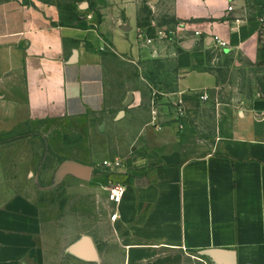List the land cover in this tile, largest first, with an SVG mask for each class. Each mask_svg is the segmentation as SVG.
<instances>
[{
	"label": "crops",
	"instance_id": "0c3cea01",
	"mask_svg": "<svg viewBox=\"0 0 264 264\" xmlns=\"http://www.w3.org/2000/svg\"><path fill=\"white\" fill-rule=\"evenodd\" d=\"M99 1L97 12L44 0L0 3V133L33 120L102 113L105 59L110 49L126 56L120 42L132 21L139 47L150 48L145 60L175 57L180 111L161 110L154 118L145 108L146 91L135 93L125 115L129 125L117 135L139 147L116 156L121 174L102 165L113 147L106 153L99 142L91 154L102 166L95 176L92 168L91 182L112 185L78 189L91 195L92 211L98 212L95 197L104 200V231L91 228L98 261L61 250L55 233L61 225L36 218L35 204L21 199L0 209V264H107L112 258L122 264H264V10H247L241 0H174V16L183 23L164 27L174 36L169 40L157 37L155 20L139 17L135 0ZM214 35L228 47L217 48ZM134 121L135 137L127 131ZM94 134L103 133L97 128ZM120 187L116 203L112 193Z\"/></svg>",
	"mask_w": 264,
	"mask_h": 264
},
{
	"label": "rangeland",
	"instance_id": "374dc122",
	"mask_svg": "<svg viewBox=\"0 0 264 264\" xmlns=\"http://www.w3.org/2000/svg\"><path fill=\"white\" fill-rule=\"evenodd\" d=\"M4 1L6 0H0V3ZM44 1L56 4L65 10L97 12L95 5L99 0ZM117 1L120 2V0ZM135 1L138 3L139 17L155 20L160 30L167 33L166 39L173 40L172 33L164 27L170 24L181 26L183 23L174 16V0ZM241 1L247 4V10L257 12L264 10V0ZM103 2L104 0L99 1L100 4ZM132 23L133 30L127 33L126 42H120V49L128 50V53H125L126 56H120L110 49L105 59L106 88L102 113L88 114L80 118L33 120L20 124L13 130L0 133V209L12 200L24 199L33 202L36 218L61 225L60 228H56L55 233L62 238L60 248L63 251L77 242L79 237L84 235L91 237L92 225L98 224L95 232L104 231L103 198L101 195L98 199L95 197L99 203L98 212L97 209L92 211L91 195L81 194L78 189L112 188L111 184L108 187L106 184H93L91 180L80 181L73 175L58 181L63 162L82 160L84 164L94 169L93 176H95L101 173L102 166L91 160V154L95 152L94 149L99 142L102 143V147L108 148L106 153L110 150V146L115 149L107 156L113 160L116 156H128L130 147H139V144L133 142V139L130 140L128 136L117 135L124 133L129 125L126 121L127 116L119 120L118 115L122 110L131 109L132 106L125 107V102L131 94L146 91L145 108L146 111L150 110L154 118L157 114L160 115L161 110L167 111V114L180 111L173 95L180 78L175 57L164 53L145 60L150 57V48L139 47V42L136 41V23L135 21ZM141 38L139 35V39ZM132 48L143 60L132 58L130 52ZM218 52L219 50H214L213 54L216 55ZM154 108L156 111H153ZM103 124L107 129L105 132L100 131V126ZM97 128L100 133H103L100 134L102 138H96L94 131ZM138 128L139 122L134 121L127 131L135 137L138 134ZM146 137L148 138L149 135ZM106 153H101L98 158L103 159ZM119 169L112 171L107 168L106 170L120 175ZM117 181L120 182L121 178ZM115 182L114 180V184ZM49 229L50 227L46 229V232H51L53 227ZM107 262V264H122V259L112 258Z\"/></svg>",
	"mask_w": 264,
	"mask_h": 264
},
{
	"label": "water",
	"instance_id": "95a60500",
	"mask_svg": "<svg viewBox=\"0 0 264 264\" xmlns=\"http://www.w3.org/2000/svg\"><path fill=\"white\" fill-rule=\"evenodd\" d=\"M193 47V44H187L184 46V48L186 49H191ZM78 54L75 53V57ZM134 102V95L131 94L128 96L127 101L125 102V107H130L132 105V103ZM126 115V111L122 110L119 115H118V119H122L124 118ZM100 131L101 132H105L106 131V126L103 124L100 126ZM68 175H73L76 176L78 178H81L83 180H90L92 175H93V169L91 166L89 165H85L83 163H80L78 161L75 160H66L63 162L60 171H59V176H58V181H62L64 180V178ZM67 251L80 258L83 260H87V261H98L99 260V253H98V249L96 247V244L94 242V240L92 239V237L88 236V235H84L81 237V239H79L77 242H75L74 244H72ZM206 255H208L209 257L212 258H216V254L215 252L212 251H208L206 253Z\"/></svg>",
	"mask_w": 264,
	"mask_h": 264
},
{
	"label": "built area",
	"instance_id": "2783aa9c",
	"mask_svg": "<svg viewBox=\"0 0 264 264\" xmlns=\"http://www.w3.org/2000/svg\"><path fill=\"white\" fill-rule=\"evenodd\" d=\"M233 7H229V10H232ZM167 33L164 31V30H160L158 32V35L157 37L160 38V39H166V35ZM201 32L197 31L196 32V35H200ZM142 39V38H141ZM213 39V42H214V45L217 47V48H227L228 47V42H226L225 40H223L221 37H219L218 35H214L212 37ZM148 42H151V40H148ZM205 98H208L205 97ZM103 165L105 167H107L108 169L110 168L112 171H115L117 169H119L122 165V161L119 160V159H110V160H107L103 163ZM123 187H120V188H116L113 190V197H114V201L116 203H119L122 199V195H123ZM114 218H117V214L114 215Z\"/></svg>",
	"mask_w": 264,
	"mask_h": 264
}]
</instances>
